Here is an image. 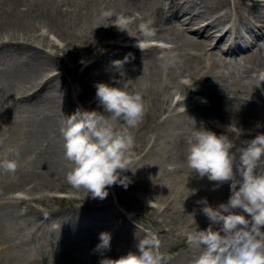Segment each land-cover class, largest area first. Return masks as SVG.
<instances>
[{"label": "bare ground", "instance_id": "bare-ground-1", "mask_svg": "<svg viewBox=\"0 0 264 264\" xmlns=\"http://www.w3.org/2000/svg\"><path fill=\"white\" fill-rule=\"evenodd\" d=\"M233 1L0 0V264H155L140 233L100 199L101 175L88 172L96 167L88 156L104 152L119 159L128 150L122 139L145 137L144 128L153 133L149 148L124 156L140 164L132 174L134 191L160 203L157 214L170 225L168 237L186 235L192 223L200 236L171 258L174 264H227L217 255L204 256L199 246L248 251L264 240V82L256 77L264 68V30L258 24L264 23V6L260 0ZM231 7L248 37L223 27ZM117 12L133 16L134 31L130 23L111 20ZM50 34L64 42L63 50L79 45L86 54L94 43L85 59L83 90L98 114L99 139L83 112L68 105L62 70L44 72L62 67L45 50L57 49ZM120 35L165 37L170 46L124 47ZM184 91L197 95L172 104ZM178 104L186 108L180 111ZM120 168L112 167V174ZM83 173L89 189L67 199L83 202L75 215L63 218L30 206L38 199L33 192L75 185ZM16 191L28 198L11 194ZM95 199L101 203L84 204ZM177 212L186 215L175 219ZM25 224L31 226L27 233ZM46 227L69 247L36 259L32 253Z\"/></svg>", "mask_w": 264, "mask_h": 264}, {"label": "rangeland", "instance_id": "rangeland-1", "mask_svg": "<svg viewBox=\"0 0 264 264\" xmlns=\"http://www.w3.org/2000/svg\"><path fill=\"white\" fill-rule=\"evenodd\" d=\"M68 53H70L72 56L75 54L81 53V50H69ZM59 61V60H58ZM50 70V69H49ZM55 71V70H54ZM53 71V72H54ZM48 72V70L46 71ZM64 75L66 77H69L70 71L67 69H63ZM72 76L71 78H73ZM81 91H83L82 88V82L81 80H74V82L70 83V97L72 104H74L78 109H81L87 118L89 119V122L91 126L93 127L92 131L93 133L95 132L98 136L97 129L95 125L97 126L96 122V115L93 114L90 109H88L86 106H84L83 101L80 99V94ZM82 97L84 98V101H88L87 95L82 93ZM69 105V104H68ZM74 108L77 110V108ZM95 124V125H94ZM148 124H145V127H147ZM146 131V129H144ZM150 129L147 130L146 136L149 134ZM134 143L138 145V147H143L146 143V137L144 136H138L133 138ZM87 159L93 163V165H96L95 168L90 169L88 172H93V173H98V175H101L102 181H103V187L105 190V195H102L100 198L99 196L97 198L100 199H105L107 202L113 203V205L118 209L121 213L125 215V217L128 219L130 222V226L133 227L140 233L143 243H144V249L146 251V254L148 256V259L150 257L155 260V264H174L173 261H171V257L174 256V253L180 251L181 249H185L187 247V243L185 241L184 237H179L177 239H172V237H168V234L163 232L164 229L163 227L165 224L163 223V226H160L156 224L154 217V210H151L149 208H145L143 204L141 203L142 201H135L134 197V188L128 187L122 183H117L114 186L111 183V176L110 174L112 173V170H110V167L112 165V162L110 159H107L106 155L102 152L101 155H96V156H88ZM138 164V163H137ZM137 164H134L132 167H130L129 171L134 172L137 168ZM77 178L79 179V183L77 184H69V188L67 189L65 187H62L60 189H54V190H60L64 191L66 194H74L73 191H77L79 189L82 190V188L89 189V186L87 185L88 182L91 180H85V173L83 174H77ZM84 180V181H82ZM82 183H85L82 185ZM48 187L44 188L42 187L41 189L37 190L34 194L42 200V204L38 203L37 201L34 202V204L42 209V212H56L63 218L67 216H73L75 215L78 211L75 210V207H85L83 206V202H75L71 203L66 200V198H57V197H49L48 196ZM70 190V191H69ZM116 194V195H115ZM117 196L119 197L118 199L123 202L126 207L122 204H120L117 200ZM96 198V199H97ZM94 201H89L85 200L84 204L87 205L86 207H91V206H96L97 202H100L98 200ZM104 200V201H105ZM183 215V214H181ZM186 215V214H185ZM183 215V217L185 216ZM176 219L182 218V216H178L177 214L175 215ZM190 218V215H189ZM121 227H124V224L120 225ZM259 221L257 222V225L255 227H259ZM30 225L25 224L24 225V232L27 233V231L30 230ZM49 227H46L42 232L39 233L38 236V250H33V256L36 257V259H41L43 257V254L45 255H50L53 252L59 251V248L66 249L69 247V243L62 241L59 238H55L54 235H51L50 232H48ZM190 228H193L192 233H197V229L194 226L192 227L190 225ZM115 227L112 228V231L114 230ZM259 229V228H257ZM260 233V232H257ZM111 235H115V233L111 232ZM207 242L212 243L209 239ZM5 245V244H3ZM59 247V248H58ZM201 249V252L203 253L204 256H209L210 254L217 255V259L223 260V262H226L227 264H264V240L258 239L253 243V246L249 248V250L241 251L239 248L238 250L231 249L229 252H218V251H212L211 248L204 249L202 245L199 246ZM85 248V246H84ZM82 247V249H84ZM172 250H175L174 252H171ZM163 253H169L166 255V257H163ZM58 259L60 260L59 253ZM23 257V256H22ZM28 259H23L21 263L27 261ZM127 261V260H125ZM55 264V263H52ZM113 264H117L116 262H113Z\"/></svg>", "mask_w": 264, "mask_h": 264}]
</instances>
